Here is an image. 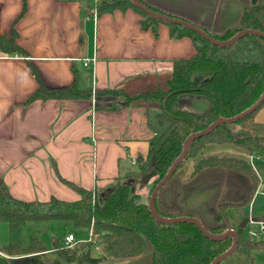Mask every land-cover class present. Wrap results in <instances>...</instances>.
<instances>
[{
	"label": "crops",
	"instance_id": "obj_1",
	"mask_svg": "<svg viewBox=\"0 0 264 264\" xmlns=\"http://www.w3.org/2000/svg\"><path fill=\"white\" fill-rule=\"evenodd\" d=\"M143 1L213 35L238 27L244 13L238 0ZM92 9L93 0H0V34L10 37L15 29L17 43L27 52L0 53V179L17 200L79 201L82 196L61 178L88 191L110 189L138 170L139 159H147L150 140L163 129L154 108L97 110L113 104L106 95L28 102L38 88L28 62L50 88L77 83L94 93L120 90L133 96L165 88L175 62L196 55L192 39L171 38L165 23L155 36L142 28V16L134 10L94 16ZM93 59L95 63L84 65ZM256 121L264 123V107ZM251 155L234 144L204 150L206 158L249 162ZM253 168L264 188V176ZM193 172V161L176 171L158 193L156 211L173 216L169 219L190 215L212 227L218 223L220 203H243L250 195L252 181L244 173L222 167L205 168L195 176ZM150 190H136L143 194V203ZM259 198L264 199L258 196L252 209L249 204L230 212V229L250 213L264 218V210H255Z\"/></svg>",
	"mask_w": 264,
	"mask_h": 264
},
{
	"label": "trees",
	"instance_id": "obj_2",
	"mask_svg": "<svg viewBox=\"0 0 264 264\" xmlns=\"http://www.w3.org/2000/svg\"><path fill=\"white\" fill-rule=\"evenodd\" d=\"M238 1L244 8L241 24L228 29L224 34H209L210 36L224 42L244 30L264 33V0ZM139 2L155 13L184 20L152 7L143 0ZM130 9L142 16V28L151 29L155 36H158L160 24L165 23L170 29L171 38L188 37L196 47L193 58L175 62L165 88L133 96L120 90L105 91L104 93H117L121 96L123 105L96 107L97 110H117L124 106L148 107L151 104L157 110L156 119L163 128L162 132L150 140L147 159L140 162L138 170L130 175L137 185L144 174L155 170L156 187L182 155L191 135L208 129L220 119L239 116L261 99L264 93V36L247 34L231 45L221 46L182 25L150 16L134 0H104L98 5V15ZM17 38L15 29L10 37L0 34V53L26 56L27 52L17 43ZM27 65L38 81V88L28 102L92 99L94 94L100 95L81 89L77 83L60 89L50 88L42 81L37 68L30 62ZM180 100L186 102L181 104ZM263 107L264 101L243 118L233 123L220 124L193 140L176 171L186 161H193L194 176L209 167H222L244 173L250 177L252 187L248 199L236 207L249 205L259 185V178L252 165L236 158H206L204 150L208 145L234 144L252 154L263 153L264 123L256 121V116ZM61 180L75 189L82 198L76 202L57 198L47 202L21 201L12 196L8 186L0 179V222L8 223L11 234H18L29 221L40 220L71 224L78 236L93 228L100 238L101 257H92L90 243L80 242L72 248L65 247V235H59L51 250L37 244L26 248L18 243H10L3 250L0 249V264H98L148 255L150 264H212L233 246V238L211 239L193 222L158 221L149 205L140 201L133 183L119 180L110 189L88 191L62 178ZM98 193L102 195L100 199H96ZM230 207L233 205L219 204L218 224L205 227L211 234L223 235L230 229ZM157 211L164 218L173 217ZM218 230L222 231L218 233ZM234 230L238 235V245L219 264H258L253 252L264 250V243L245 238L244 229L240 227Z\"/></svg>",
	"mask_w": 264,
	"mask_h": 264
},
{
	"label": "rangeland",
	"instance_id": "obj_3",
	"mask_svg": "<svg viewBox=\"0 0 264 264\" xmlns=\"http://www.w3.org/2000/svg\"><path fill=\"white\" fill-rule=\"evenodd\" d=\"M100 95H106V96L112 97L113 98V104L123 103V99L117 93L101 92ZM148 107L153 108L151 104L148 105ZM156 123L158 124L157 119H156ZM262 152L263 153H261L259 155L264 156V151H262ZM188 162L189 161H186L183 164V166L186 165ZM255 167H256L257 171L264 176V163L257 161L255 163ZM133 172L134 171L130 172L127 175V177H125V179L121 182L133 183V179H131V177H130L131 173H133ZM263 179H264V177H263ZM155 181H156V178L154 177L151 179L149 184L146 186V187H151V189H152L149 192V194H146L148 196H145L148 199V202H147L148 205H149V201L151 198L153 188L155 187ZM141 188H142L141 185L137 184V185H135L134 189L139 190ZM254 194H253V196H254ZM139 195H140V201L145 199L144 197H142L143 194L142 195L139 194ZM101 196H102L101 193H98L96 199H100ZM224 204L225 205H233V207H230L229 213L232 210L238 208V207H236V205H239V203H234V202H224ZM255 210H256V212H260V211L264 210V199L263 198L258 199L256 206H255ZM206 211L208 213H211L210 209L209 210L207 209ZM227 223H228V221H227ZM220 231H222V230H218V233ZM68 233H74L73 226L71 224H67V223L60 222V221H50V220L29 221L21 228V231L18 234H11L8 223L0 222V249L3 250L10 243H18L22 247H26V248H29V247L37 244L39 246L47 248L48 250H51L53 247L54 240L59 235H67ZM87 236H88V232H86L82 235H79L78 238L85 239V238H87ZM244 236H245V238H247L246 231L244 233ZM91 255L94 258H100L101 252L100 253L92 252ZM253 255H254L255 260L258 264H264V250L254 251ZM149 261H150V256L148 255V256H143L140 258L128 260V262H126V264H150Z\"/></svg>",
	"mask_w": 264,
	"mask_h": 264
},
{
	"label": "water",
	"instance_id": "obj_4",
	"mask_svg": "<svg viewBox=\"0 0 264 264\" xmlns=\"http://www.w3.org/2000/svg\"><path fill=\"white\" fill-rule=\"evenodd\" d=\"M134 2L140 6L147 14H149L150 16L157 18V19H161L164 22H171V23H176L179 25H182L188 29H191L195 32H197L198 34H200L202 37L210 40L211 42L221 45V46H228L233 44L234 42H236L237 40H239L241 37L247 35V34H258V35H262L264 36V33H260V32H256V31H251V30H244L239 32L236 36H234L231 40L229 41H218L215 38H213L212 36H210L209 34H207L204 30H202L201 28L192 25L191 23L181 20V19H176V18H171L168 16H164L158 13H155L145 7H143L139 0H134ZM255 2V1H253ZM264 101V93L261 97V99L255 104L253 105L251 108H249L248 110H246L245 112H243L242 114H240L239 116L232 118V119H220L218 121H216L215 123H213L208 129L200 132V133H196L191 135L186 143H185V148L184 151L182 153V155L177 159V161L174 163V165L171 167V169L169 170V172L167 173V175L162 179V181L156 185L155 189L153 190L152 194H151V198L149 201V207L151 212L153 213V215L156 217V219L160 222H164V223H175V222H182V221H189V222H193L195 223L200 230L209 238L214 239V240H218V239H222L225 237H231L233 238L234 242H233V246L232 248L227 251L226 253H224L223 255L219 256L218 258L215 259V261L212 264H219L220 262H222L226 257H228L230 254H232L234 252V250L236 249L237 245H238V235L235 231H231L228 230L226 231L223 235H213L211 234L196 218L193 217H180V218H173V219H169V218H164L162 217L155 208V201L157 198L158 193L160 192V190L167 184V182L171 179V177L174 175L176 169L179 167L180 163L182 162V160L184 159L187 150L189 148L190 143L195 140L198 137H201L207 133H209L211 130H213L215 127H217L220 124L223 123H233L241 118H243L245 115H247L248 113L254 111L262 102ZM139 162H142V158L139 159ZM156 176V171L152 170L150 173L144 174L141 179H140V185H141V189L145 188L149 182L151 181L152 178H154ZM133 187L135 188V183H133ZM248 217H246L245 219H243L241 225L239 226L241 229H244L247 222H248ZM150 248L151 245L149 244Z\"/></svg>",
	"mask_w": 264,
	"mask_h": 264
},
{
	"label": "built area",
	"instance_id": "obj_5",
	"mask_svg": "<svg viewBox=\"0 0 264 264\" xmlns=\"http://www.w3.org/2000/svg\"><path fill=\"white\" fill-rule=\"evenodd\" d=\"M104 0H93V9L92 12L94 16L98 15V5ZM96 59L93 60H86L84 65L88 66L92 63H95ZM257 161H263L264 162V156L259 154H252L249 159V163L252 165V167L255 166V163ZM258 196L264 197V188H262V185L259 184L257 190L255 191V194L250 202V208L252 209L253 204ZM248 222L244 228V231H246L247 239H250L254 242H260L264 243V218H256L251 213L248 216ZM231 231H235L234 229H228ZM84 242V243H90L91 245V251L95 253L101 252V245H100V238L97 234H95L93 228H91L88 231V236L85 239H80L77 237L75 233H68L64 237V246L67 248H72L76 244Z\"/></svg>",
	"mask_w": 264,
	"mask_h": 264
}]
</instances>
